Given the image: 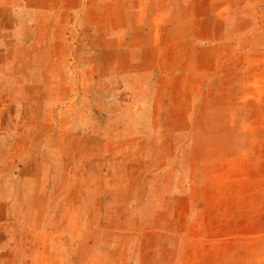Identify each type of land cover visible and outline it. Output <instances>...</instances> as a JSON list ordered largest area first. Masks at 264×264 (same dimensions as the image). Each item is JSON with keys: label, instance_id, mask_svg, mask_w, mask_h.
I'll use <instances>...</instances> for the list:
<instances>
[{"label": "rangeland", "instance_id": "374dc122", "mask_svg": "<svg viewBox=\"0 0 264 264\" xmlns=\"http://www.w3.org/2000/svg\"><path fill=\"white\" fill-rule=\"evenodd\" d=\"M0 264H264V0H0Z\"/></svg>", "mask_w": 264, "mask_h": 264}]
</instances>
